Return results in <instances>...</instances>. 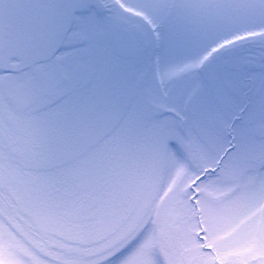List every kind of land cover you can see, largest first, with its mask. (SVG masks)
<instances>
[{
    "label": "snow or ice",
    "instance_id": "obj_1",
    "mask_svg": "<svg viewBox=\"0 0 264 264\" xmlns=\"http://www.w3.org/2000/svg\"><path fill=\"white\" fill-rule=\"evenodd\" d=\"M0 264H264V0H0Z\"/></svg>",
    "mask_w": 264,
    "mask_h": 264
}]
</instances>
